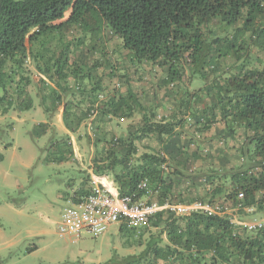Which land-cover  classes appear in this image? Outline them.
<instances>
[{"label":"trees","instance_id":"16d2710c","mask_svg":"<svg viewBox=\"0 0 264 264\" xmlns=\"http://www.w3.org/2000/svg\"><path fill=\"white\" fill-rule=\"evenodd\" d=\"M69 11L70 18L56 24ZM99 23L121 40L131 62L150 65L165 74L178 113L172 114L170 121H155L156 114L146 112L129 84L125 92L115 90L103 100L102 75L96 74V82L84 91L76 85L81 94L71 95L63 119L72 132L84 119L90 121L96 134L94 172L111 178L120 196L135 194L137 198L142 196L138 183L148 178L153 189L160 188L154 198L161 205L166 201L174 205L201 202L234 208L243 193L239 218L250 214L245 208L264 216V58L253 54H264V0H0V91L7 93L4 85L10 70L23 71L25 61L32 58L40 74L58 88L48 94L58 108L61 94L71 92L62 85L67 84L71 65L78 64L82 70V59L75 56L77 49L71 51L74 41L82 39L68 40V28H83L85 39ZM58 30L63 35L61 44L50 35ZM41 37L49 39L41 43ZM52 42H57L54 48ZM217 60L232 61V68L217 74L213 65ZM111 64L101 61L93 69L103 66L115 77L117 70ZM208 69L215 70L209 72L217 76L210 75ZM80 77L75 76V83ZM198 79L205 85L190 92L188 85ZM24 108L31 106L25 104ZM137 114L141 115L137 127L130 126L121 137L110 136L108 126L114 119L131 120ZM72 116L75 120H70ZM188 125L200 133L224 125L222 144L237 139L242 131L244 145L238 153L247 160L246 165L204 172L201 193L193 192L192 187L181 189L177 179H189L188 163L200 157L180 142ZM191 138L188 145L194 146L195 136ZM148 141L160 148L149 145L145 147L148 152L139 154L140 144ZM59 145L54 146L58 149ZM68 146L60 154L62 160L67 154L74 155L71 144ZM169 161L176 168L171 179ZM153 229L157 231L139 255L118 257L115 264H264V227L248 231L227 217L202 212L177 216L165 210L140 233L120 228L138 244Z\"/></svg>","mask_w":264,"mask_h":264},{"label":"rangeland","instance_id":"374dc122","mask_svg":"<svg viewBox=\"0 0 264 264\" xmlns=\"http://www.w3.org/2000/svg\"><path fill=\"white\" fill-rule=\"evenodd\" d=\"M70 16L71 11L56 24L68 20ZM68 32V40L82 39L81 42L74 41L71 50L77 49L75 56L78 60L82 59V70H79L78 64L77 67L71 65L67 84L62 82L71 92L61 94L58 108L54 98L48 95L50 89L56 90L55 83L42 77L32 58L25 61L23 71H16V67V70H10L4 85L7 93L0 91V264H115L118 257L139 255L151 240L152 234L157 231L153 229L144 234L141 244L125 231H121V226L115 223L99 236H85L76 242L73 239H62L58 234L57 222L69 205L67 197L81 186L84 173L93 169L96 154V134L90 121L84 119L76 131L72 132L63 119L61 110L69 105L71 95L78 97L81 94L76 85L84 91L88 84L96 82V74L102 75L101 82L105 90L103 100L107 99L106 94L110 95L115 90L125 92L129 84L146 108L150 105L154 107L163 93L159 92L156 97L148 90L152 73L157 74L160 70L147 64L131 62V55L123 49L121 40L113 35L107 25L99 23L94 32L87 31L85 39L83 28L74 26L68 28ZM95 32L96 35L93 36ZM50 35L61 44L63 35L59 30ZM45 38L41 37V43L49 39ZM83 41L84 44L81 45ZM56 44L57 42H52L51 48ZM60 49L62 48L56 50ZM253 54L264 58L261 52L254 51ZM101 61L112 63L113 69L117 70V76L112 77L103 66L93 69ZM214 63L217 74L225 69L229 72L228 68L232 65V61L224 60ZM210 70L208 69V73L211 75ZM75 76H81L78 83H75ZM198 82L205 85V81L201 79ZM172 96L165 97L170 100L164 99L166 113L174 108ZM176 97L178 99L181 95L177 94ZM25 104H29L31 108H24ZM138 117L136 115L131 120L114 119L108 126L110 136L121 137L130 126L137 127L141 120ZM179 117L183 118L181 114ZM74 118L72 116L70 120H75ZM160 120L157 118L155 121ZM192 123L194 124L193 120ZM189 125L182 132L179 131L184 139L182 144L185 149L195 151L200 157H194L188 163L189 179H177V186L181 189L192 187L190 189L193 192L201 193L204 172L211 174L210 169L230 171L246 165L247 160L240 158L238 153L244 145L242 131L238 133L237 139L227 145L222 144L223 140L220 138L224 125L213 126L211 131L204 133ZM191 135L195 136L194 146L188 145ZM63 142L66 144H62ZM55 143L60 144L57 151ZM69 143L74 155L70 157L67 154L66 159L62 160L60 154L70 148ZM149 145L154 149L160 148L158 143L148 141L144 146L140 144L139 154L148 152L145 147ZM225 155L227 156L224 157ZM169 166L167 173L171 179V173L176 168L170 161ZM206 187L210 188L207 185ZM243 219L264 220V216L253 212L244 215ZM163 239L162 246L166 243V237L163 236Z\"/></svg>","mask_w":264,"mask_h":264},{"label":"built area","instance_id":"2783aa9c","mask_svg":"<svg viewBox=\"0 0 264 264\" xmlns=\"http://www.w3.org/2000/svg\"><path fill=\"white\" fill-rule=\"evenodd\" d=\"M162 168L165 169L166 165ZM84 174L81 186L67 197L69 205L57 222L58 234L62 239H73L76 242L85 236L96 237L105 233L114 223L140 233L150 226L155 215L165 210L177 216L202 212L211 217H227L232 224L248 231L264 227V220L244 221L237 215L243 208V193L238 196L240 204L234 208L228 204L201 202L174 205L166 201L161 205L154 198L159 194L160 188L153 189L148 178H143L138 183L142 196L137 198L135 194L120 196L114 181L108 176L96 174L94 169ZM245 211L252 213L254 210L245 208Z\"/></svg>","mask_w":264,"mask_h":264},{"label":"crops","instance_id":"0c3cea01","mask_svg":"<svg viewBox=\"0 0 264 264\" xmlns=\"http://www.w3.org/2000/svg\"><path fill=\"white\" fill-rule=\"evenodd\" d=\"M156 69V68H155ZM152 79H149V81H148V84H149V91L150 92H152V94H153V96H155L156 95V97L158 96V93L159 92H161V91H163V93H162V96L161 97H159L160 99L158 100V101H156L157 102V104L153 107L152 105H150L149 107H147L146 109V112L147 113H151V112H153L154 114H156V119L157 118H159V119H161L162 121H170L171 120V116H172V114L174 115L175 114V112L176 113H178V109L176 108V107H172L171 108V110H170V113H166V108H165V104H163L164 103V99H166V100H170L169 98H165L167 95H168V97H169V95H171V93L172 92H170L169 91V86H166V83L164 82L165 81V74L163 73V72H161V71H157V74H153L152 73ZM43 77V76H42ZM148 80V79H147ZM197 82H198V80L196 81L195 80V82H191L190 84H189V86H188V88L190 89V92H193V90H194V85H196L195 86V88L196 89H199V88H201L203 85L200 83V82H198L199 83V85L197 84ZM105 84H106V87H107V83H106V81L104 82ZM195 89V90H196ZM56 90H58V88H56ZM59 91H60V89H59ZM61 92V91H60ZM107 92H111V91H107ZM114 95V93L113 92H111L110 93V95H108V94H106V96H108V98L109 97H112ZM151 96L149 95V97L148 98H150ZM152 98H154L155 99V97H152ZM177 98V97H176ZM179 99V98H178ZM64 104V103H63ZM63 109V108H62ZM64 110V109H63ZM63 110H61V112L63 113ZM139 117L138 118H140L141 117V115L140 114H137ZM155 119V120H156ZM182 139V140H181ZM184 139H183V137L181 136V138H180V142H182ZM58 149H57V147H56V151H57ZM115 183V182H114Z\"/></svg>","mask_w":264,"mask_h":264}]
</instances>
